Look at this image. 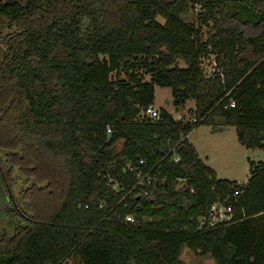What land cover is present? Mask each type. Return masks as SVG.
<instances>
[{
  "label": "trees",
  "instance_id": "trees-1",
  "mask_svg": "<svg viewBox=\"0 0 264 264\" xmlns=\"http://www.w3.org/2000/svg\"><path fill=\"white\" fill-rule=\"evenodd\" d=\"M193 1L197 27L181 19L183 0H0L3 264H187L184 250L264 264V161L249 162L241 186L217 178L187 138L232 126L240 145L264 148V0ZM155 86L175 108L193 100V118L145 116ZM15 171L17 195L29 185L50 196L62 180L57 209L34 220L12 193ZM235 188L233 221L199 226Z\"/></svg>",
  "mask_w": 264,
  "mask_h": 264
},
{
  "label": "rangeland",
  "instance_id": "rangeland-1",
  "mask_svg": "<svg viewBox=\"0 0 264 264\" xmlns=\"http://www.w3.org/2000/svg\"><path fill=\"white\" fill-rule=\"evenodd\" d=\"M184 8L180 12V17L183 21L194 25L200 26L197 20V16L201 11L199 5L194 4L193 0H183ZM157 20L164 23V19L157 17ZM6 20L0 16V29L4 28ZM202 38L205 39V33L208 30L206 26H201ZM249 33H253L252 29L248 30ZM179 67L184 66V62L181 59L176 61ZM202 67L207 75L214 72L215 62L213 55H205L202 60ZM145 79H149V76H145ZM154 106L156 108H162L168 111L172 116L177 119L178 115L182 118L189 119L190 117L187 110L194 107V101L188 100L183 107L175 108L173 105V99L171 90L169 87L155 86L154 93ZM189 139L195 148L199 159L208 167L215 171L216 177L219 179L235 180L239 183L246 182L249 177V159L253 161H264V148L263 149H247L240 145L236 138L235 128L232 126H226L221 131H214L212 126L200 125L195 127L189 134ZM42 159L48 161L47 156H43ZM42 171L44 173L45 166L43 165ZM41 172V173H42ZM42 173V174H43ZM17 172H14V180L16 185H13L11 190L15 196L22 201V208L26 200L29 202V214L34 220L45 219L54 212L59 206V199L62 189L65 187V183L59 179L56 184L52 185L53 193L49 195H43L41 190L34 189L33 191L26 192L27 186L20 195H17L16 189L19 187V176L16 178ZM33 177L31 182H33ZM177 186L180 181H176ZM46 182H39L38 185L43 186ZM60 191V192H59ZM7 196L11 198V204L14 208L17 207L13 195L10 191H7ZM9 201V202H10ZM9 203H7L8 205ZM1 208V205H0ZM183 260L187 264H215L209 256H199L191 251L184 250L182 255ZM4 258L0 255V264H3Z\"/></svg>",
  "mask_w": 264,
  "mask_h": 264
},
{
  "label": "built area",
  "instance_id": "built-area-1",
  "mask_svg": "<svg viewBox=\"0 0 264 264\" xmlns=\"http://www.w3.org/2000/svg\"><path fill=\"white\" fill-rule=\"evenodd\" d=\"M230 107H233V102H230ZM143 114L149 118L156 119L159 116L158 108H156L153 104L147 105V107L144 108ZM177 119H181L182 116L178 115L176 117ZM109 130V129H108ZM180 157L177 154L173 155V161L178 162ZM140 164H143L144 161L140 160ZM130 171L133 172L132 168H129ZM136 175L139 179V182L145 180L147 184L150 183V177L149 174H145L143 176H140V172L136 170ZM239 183V182H238ZM244 183H239V185L242 186ZM242 193L241 189L235 188L232 194H226L225 196L221 197L219 200L213 202L207 212L206 215L200 218V225L207 224L208 226H214L219 223H230L233 221V204L236 201V197ZM126 222H134V217L131 215H127L125 217Z\"/></svg>",
  "mask_w": 264,
  "mask_h": 264
},
{
  "label": "crops",
  "instance_id": "crops-1",
  "mask_svg": "<svg viewBox=\"0 0 264 264\" xmlns=\"http://www.w3.org/2000/svg\"><path fill=\"white\" fill-rule=\"evenodd\" d=\"M153 105H154V103H153ZM187 138H188V141L191 143V141H190V139H189V135L187 136ZM192 145H193V143H191ZM194 147V146H193ZM195 149V148H194ZM199 157V156H198ZM250 161H253V160H250L249 159V162ZM260 161H262V160H260ZM253 162H255V161H253ZM256 162H258V161H256ZM204 164V163H203ZM205 165V164H204ZM210 168V167H209ZM212 169V168H211ZM213 170V169H212ZM214 171V170H213ZM215 172V171H214ZM247 181V180H246ZM242 183H245V182H242Z\"/></svg>",
  "mask_w": 264,
  "mask_h": 264
}]
</instances>
